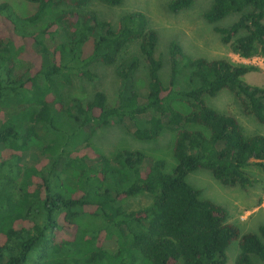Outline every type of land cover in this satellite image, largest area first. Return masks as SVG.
I'll return each instance as SVG.
<instances>
[{
  "label": "trees",
  "instance_id": "1",
  "mask_svg": "<svg viewBox=\"0 0 264 264\" xmlns=\"http://www.w3.org/2000/svg\"><path fill=\"white\" fill-rule=\"evenodd\" d=\"M27 1L35 11L24 17L0 3V264H225L235 240V264H264V226L240 234L222 206L186 182L188 174L205 170L222 186L246 189L256 182L250 166L264 173V136H246L235 117L205 102L226 90L264 124V86L242 80L260 69L193 58L172 42L165 84L158 34L147 16L129 12L114 25L91 9L95 1L115 8L123 0ZM195 1L172 0L167 8L178 13ZM229 16L237 18L218 25ZM203 19L234 55L264 60V0H212ZM62 31L67 42L49 47ZM131 46L136 53L122 58ZM98 64L114 69L115 104L100 91L87 102L66 99L63 90L76 79L93 81ZM142 66L145 98L136 86ZM125 122L140 141L174 133L171 173L164 160L143 152L122 149L106 157L93 150L96 129ZM34 140L43 147L28 164ZM66 173L74 176L64 180ZM140 195L151 204L126 210L125 201ZM82 214L104 225L81 229L76 219ZM113 239L117 250L109 253L103 243Z\"/></svg>",
  "mask_w": 264,
  "mask_h": 264
},
{
  "label": "rangeland",
  "instance_id": "2",
  "mask_svg": "<svg viewBox=\"0 0 264 264\" xmlns=\"http://www.w3.org/2000/svg\"><path fill=\"white\" fill-rule=\"evenodd\" d=\"M172 0H123L119 7L110 8L97 1L93 2L91 9L94 10L101 19L116 25L118 18L129 12L144 13L149 19L150 25L157 31L158 44L156 56L163 60L161 77L166 84L168 81V47L174 42L182 46L184 51L193 58L202 57L207 59H228L234 63H245L258 67L260 70L246 74L242 80L250 86H264V60L261 58L242 59L234 55L228 46L220 42V37L213 32V25L208 24L203 19V13L210 6L212 0H196L193 6L178 13L170 12L167 5ZM6 2L19 16H27L35 11V5L27 0H0ZM236 16H229L218 25L229 26L236 20ZM45 25H40L43 28ZM67 37L62 31L54 40L48 43L53 47L59 43H66ZM91 41L84 47V56L91 51ZM135 46L129 47L122 55L127 58L136 53ZM97 77L93 81L76 79L71 87L63 90L65 98L70 100L78 97L83 102L91 99L94 93L100 91L106 94L109 105L115 104V95L118 88V79L112 67L103 65L92 66ZM146 71L142 66L137 73L136 86L141 98L146 95ZM64 98V99H65ZM65 99V100H66ZM67 101V100H66ZM206 104L216 110L235 117L246 136L264 134V124L258 123L254 117L247 115L241 102L230 92L223 90L214 98L205 97ZM176 108L182 112L188 109L176 104ZM174 133L166 131L156 141H140L133 137V128L129 122L123 125L108 126L96 129L90 139V146L98 154L112 157L119 150H130L143 152L153 159L165 161V172L171 173L176 166V161L172 156V145ZM43 143L34 140L31 143L30 152L25 157V162L33 164L40 157ZM247 172L255 179L253 186L242 189L239 186L228 187L218 183L212 175L205 170H197L187 175L186 182L201 192V198L207 199L222 206L227 211V223L236 226L240 234L257 233L260 226H264V173L255 166H250ZM74 174L66 173L62 179L72 178ZM69 191H73L71 185L66 184ZM152 199L148 195H140L136 198L128 199L124 207L129 211H137L149 206ZM79 228L93 230L104 225L101 218L82 214L76 219ZM103 249L109 253L117 250L114 239L103 243ZM239 253L238 240L231 243L226 251V263L235 264ZM259 264L258 261H255Z\"/></svg>",
  "mask_w": 264,
  "mask_h": 264
},
{
  "label": "built area",
  "instance_id": "3",
  "mask_svg": "<svg viewBox=\"0 0 264 264\" xmlns=\"http://www.w3.org/2000/svg\"><path fill=\"white\" fill-rule=\"evenodd\" d=\"M263 204H264V197H263V200H262ZM264 206V205H263Z\"/></svg>",
  "mask_w": 264,
  "mask_h": 264
},
{
  "label": "crops",
  "instance_id": "4",
  "mask_svg": "<svg viewBox=\"0 0 264 264\" xmlns=\"http://www.w3.org/2000/svg\"><path fill=\"white\" fill-rule=\"evenodd\" d=\"M262 136H264V134H262Z\"/></svg>",
  "mask_w": 264,
  "mask_h": 264
}]
</instances>
